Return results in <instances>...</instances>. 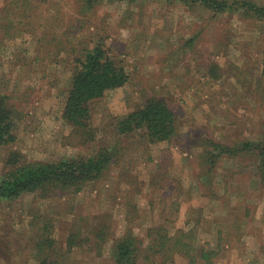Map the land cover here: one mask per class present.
Instances as JSON below:
<instances>
[{"label":"rangeland","instance_id":"1","mask_svg":"<svg viewBox=\"0 0 264 264\" xmlns=\"http://www.w3.org/2000/svg\"><path fill=\"white\" fill-rule=\"evenodd\" d=\"M93 1L0 0V95L14 110L16 135L0 147V178L12 151L48 163L114 147L117 120L154 96L174 108L179 133L158 144L139 134L120 138L119 164L76 196L0 200V264H38L45 223L57 232L47 250L60 264H114L112 241L101 249L93 237L85 241L100 221L112 236L130 226L143 240L150 226L172 235L188 230L193 255L177 252L172 264H206L202 249L214 264H264L257 166L226 158L209 172L203 158L209 139L231 143L264 133V21L179 1ZM99 43L130 82L91 103L97 137L85 144L63 110L75 60ZM75 224L83 233L70 247Z\"/></svg>","mask_w":264,"mask_h":264},{"label":"trees","instance_id":"2","mask_svg":"<svg viewBox=\"0 0 264 264\" xmlns=\"http://www.w3.org/2000/svg\"><path fill=\"white\" fill-rule=\"evenodd\" d=\"M83 1L88 7L95 3L93 0ZM133 1L135 0H131ZM168 1L183 2L192 9L205 8L214 15L237 13L246 19L264 21V2L258 0ZM194 41L195 39H192L189 42L193 44ZM215 67L222 70L218 65ZM73 69L63 118L72 127V135L79 136L85 144H91L97 137V131L91 124V103L102 99L110 91L126 87L130 82V74L112 58L102 43L83 49L81 56L75 60ZM213 75L217 76V73ZM13 115L14 110L8 103V97L0 95V147L11 145L16 139ZM115 128L119 139L114 147L101 148L85 157L64 158L48 163L27 162L19 152L12 151L6 161V170L0 178V200L13 202L24 195H35L40 200L53 196H76L90 183L103 178L112 166L119 164L120 138L139 134L151 144L172 142L179 133V121L170 103L162 97L154 96L141 108L119 118ZM205 146L203 158L209 165V172H213L215 167L227 158L237 160L242 166L247 163L256 165L264 182V133L258 138L231 143L209 139ZM133 206L135 207L130 203L129 207ZM43 226L38 233V264H60L47 250H53L57 243V232L50 230L49 223ZM78 226L74 227L69 236L70 247L77 243L78 236L83 233L82 226ZM91 226L93 227L86 235L85 241L94 238L99 249L112 241L110 253L114 264H172L169 261L173 254L182 252L190 257L195 249L194 244L185 239L190 238L188 230H179L177 234L172 235L163 225L150 226L146 233L147 239L143 240L130 226H126V231L121 237L116 234L112 236L110 227L101 221ZM201 257L206 264H214L211 252L202 249Z\"/></svg>","mask_w":264,"mask_h":264}]
</instances>
